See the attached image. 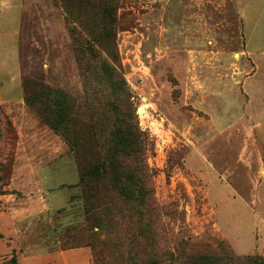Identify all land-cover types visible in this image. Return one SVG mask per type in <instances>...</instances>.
<instances>
[{
  "label": "rangeland",
  "instance_id": "1",
  "mask_svg": "<svg viewBox=\"0 0 264 264\" xmlns=\"http://www.w3.org/2000/svg\"><path fill=\"white\" fill-rule=\"evenodd\" d=\"M245 48L264 50V0H0V264H263L264 56L245 86ZM123 123L147 206L110 199L92 233L80 160L107 162Z\"/></svg>",
  "mask_w": 264,
  "mask_h": 264
},
{
  "label": "trees",
  "instance_id": "2",
  "mask_svg": "<svg viewBox=\"0 0 264 264\" xmlns=\"http://www.w3.org/2000/svg\"><path fill=\"white\" fill-rule=\"evenodd\" d=\"M102 75L112 92H123L126 82L122 75L111 65L101 63ZM128 106L131 102L128 100ZM59 122H51L57 129ZM143 135L137 124L123 123L121 128H115L111 133V143L106 153L107 162L91 163L90 158L80 160L78 173L82 183L81 198L87 226L93 233V228L107 230L110 227L114 209L110 199H119L122 203H137L140 206L138 214L147 206L150 189L146 183L149 169L143 163L128 165L119 160L125 147H131V155L141 156L143 152ZM109 164V165H108ZM264 264V263H263Z\"/></svg>",
  "mask_w": 264,
  "mask_h": 264
},
{
  "label": "crops",
  "instance_id": "3",
  "mask_svg": "<svg viewBox=\"0 0 264 264\" xmlns=\"http://www.w3.org/2000/svg\"><path fill=\"white\" fill-rule=\"evenodd\" d=\"M244 53H245V58H246V72L248 73L246 77L243 78V82L242 84L245 85V86H250L251 84L253 83H250L251 81H256V76L258 74V71L259 69H261V64L260 62L263 64L262 60L258 59L259 57H263L264 56V50H260V51H254V49H249V48H245L244 49ZM257 55V56H256ZM252 68L253 67V70H251V72L248 71V68ZM253 79V80H252ZM250 83V84H249ZM249 91H254L253 89L249 88L248 89ZM263 99V98H262ZM262 102H264V99L262 100ZM262 115V119L264 120V116L263 114ZM253 119V118H252ZM255 123L257 121H254ZM218 134H223V132H220ZM228 136H237L236 133L233 134L232 131H229L226 133ZM254 143H251L252 146L251 148L252 149H255L257 147V142L256 140L254 139ZM249 144V142H248ZM258 149V148H257ZM261 163L264 164V161L261 160Z\"/></svg>",
  "mask_w": 264,
  "mask_h": 264
}]
</instances>
